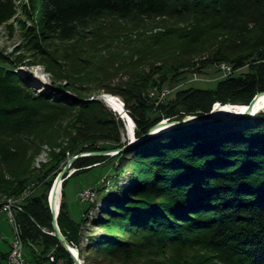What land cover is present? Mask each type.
Instances as JSON below:
<instances>
[{
	"label": "trees",
	"instance_id": "16d2710c",
	"mask_svg": "<svg viewBox=\"0 0 264 264\" xmlns=\"http://www.w3.org/2000/svg\"><path fill=\"white\" fill-rule=\"evenodd\" d=\"M14 1L0 0V22L16 15ZM39 1L41 16L32 21L42 38L77 39L82 28L111 17L126 21V27L132 24L121 36L127 50L104 63L109 64L107 74L122 75L116 88L107 91L124 98L138 138L163 119L210 112L216 102L249 104L264 90V0ZM101 37L115 40L96 35ZM222 63L233 72L214 89L181 86L190 74L205 75L206 67ZM243 68L245 73L234 74ZM13 79L15 91L4 88L0 78V203L32 184L44 187L16 212L26 256L32 255V264L61 259L74 264L49 233L54 229L46 187L51 190L72 156L127 145L122 141L126 127L102 101L55 100L46 93L34 99L17 88L23 78ZM90 81L84 83L99 84ZM164 88L173 91L157 105L151 92ZM81 93L78 97H86ZM45 145L58 151L36 168L34 159ZM112 157L117 158L114 173L103 183L100 179L93 200L78 201L76 217L70 181ZM72 168L76 171L64 182L58 221L80 256L87 251L103 254L110 264H169L173 255L174 264H182L179 256L201 247L225 264H264V111L173 128L114 156L80 158ZM109 192L115 196L91 221L95 232L82 244L84 217ZM35 246L45 254L37 255ZM52 248L56 250L50 253Z\"/></svg>",
	"mask_w": 264,
	"mask_h": 264
},
{
	"label": "rangeland",
	"instance_id": "374dc122",
	"mask_svg": "<svg viewBox=\"0 0 264 264\" xmlns=\"http://www.w3.org/2000/svg\"><path fill=\"white\" fill-rule=\"evenodd\" d=\"M14 2V12L16 15L5 22H0V78L5 80L2 86L4 85V88H10L9 90L15 91L16 82H14L13 77L19 75L25 82L22 83L19 81L21 85H18L20 87L17 88H23L25 96L27 97L33 96V98L36 99L41 93H46L55 100L61 98H68L69 100L82 99L85 102L99 100L121 117L119 112L115 111L108 104L106 98L109 94L114 95L123 101L126 108V102L121 95L112 94L107 91L108 89L116 88L115 86L121 82L122 75L118 74V76H113L111 73L107 74L105 69L109 64L104 63V60H106L107 57L110 59L127 50L128 46L126 42L121 41V36L125 30L132 27V24L130 23L126 27V21L111 17L94 22L89 27L82 28L81 34L77 39H64L58 35H49L42 38L39 31L33 28L34 23L32 21L35 17L39 20L41 16V10L39 9L40 1L37 0L33 3V0H15ZM148 21V23L153 26L157 24V22L155 23L153 20ZM157 30H161L160 27L155 31ZM130 31L131 30L127 32ZM94 33L96 35H110V37H115V40L109 37H101L102 39L98 40ZM116 35L118 37H116ZM93 38L96 41H94ZM246 71L247 68H243L235 71L234 74L238 76ZM6 72L8 74H6ZM204 72H206L205 75L195 73L191 76L190 74L189 78L186 79L181 86L184 87L189 85L204 89H214L217 82L221 78L227 76L225 70L222 69L220 65L206 67ZM84 80H91L90 82L92 83L99 82V84L88 85L84 83ZM65 85L66 87H64ZM2 86H0V88L3 89ZM83 86H90L91 88L81 90ZM166 89L170 90L168 95L173 91L170 88H164L163 91ZM156 91L157 89L151 92V97L157 98L156 104H158L161 100L158 97L161 91ZM80 92H82L81 94H86V97H78ZM64 94H68V97ZM163 97L161 94V98ZM10 100L11 99H3L2 101L11 102ZM0 106H2L1 103ZM6 106L7 108L12 107V105ZM261 111H264V109ZM123 121L125 124L126 121L124 119ZM131 140L132 139L127 135V131H125L122 141L127 144L131 142ZM135 145H138V143ZM52 151H58V149H53L49 145L43 147V150L34 159L36 168H41L44 164L51 161ZM110 153L115 154V152ZM116 161L117 158L112 157L104 166L94 167L92 170L90 169L91 171L88 170L90 172L77 175L70 181L69 195L73 215L75 214L76 217L79 216L75 208L80 207L79 200L84 201L82 199V192L90 188L94 193H97L96 188L100 183V179L103 183L106 179V175L114 173L113 164ZM73 169L75 168H72V170ZM80 172L84 171L81 170ZM52 179L53 177H50V180ZM43 190L44 187L41 186L36 189L35 184H32L20 196L3 197L2 199L4 201L7 198L19 199L22 197L25 202L33 192L38 193ZM51 190L49 187H46V193H48L49 198ZM114 196L115 194L112 192L107 193L105 197L100 199L97 203L96 208H93L90 213L84 217L85 227L82 244L85 243L91 233L95 232V228L91 221L99 215L100 210L105 208ZM87 217L88 223L86 222ZM14 235V225L10 221L9 214L2 211L0 213V253L8 249L9 243L11 244ZM35 249L37 255L41 256L45 254L41 247L35 246ZM54 249L52 248L50 253H52ZM186 252L187 254H184L183 257L179 256L182 264H225V262L215 260L216 257H213L215 253L201 247L189 248ZM88 254L87 251H84L81 255L83 264H110L111 259H103L104 255L101 253L92 252L90 255ZM28 257L31 259L32 255L28 253ZM170 258H174L173 255L169 257V264H174V261ZM185 258L188 259L185 260ZM6 261L5 258L2 259L0 263L7 264ZM51 261L54 262L52 259ZM42 264L49 263L45 262ZM57 264H70V262L67 259H61Z\"/></svg>",
	"mask_w": 264,
	"mask_h": 264
},
{
	"label": "water",
	"instance_id": "95a60500",
	"mask_svg": "<svg viewBox=\"0 0 264 264\" xmlns=\"http://www.w3.org/2000/svg\"><path fill=\"white\" fill-rule=\"evenodd\" d=\"M222 64H226V63H222ZM227 65H229V64H227ZM232 72H233V68H232ZM225 73L227 75L231 74V73H227L226 71H225ZM263 95H264V90L259 91L254 96V98L251 100V102L249 104L240 105V106L245 107L244 110H238V111L234 112L233 114H220L217 110V105H216V103H221L222 105L233 104V103L216 102L213 105V108L210 112L200 113V114H187L181 119H171V118L163 119V120L159 121L158 123L154 124L150 128V130L140 138L137 137L136 129H135L136 138L134 140H131V142H129L127 145L122 146L120 148H114V149H109V150H100V151H86V152H81L79 154L72 156L68 160V162L64 165V167L62 168L60 173L57 175V177L53 183V186H52L51 195H50V203H51V209H52L53 229L54 230H53V232H49V233L51 235H54L59 240L61 245L69 252V254L71 255V257L73 259L74 264H83V262L81 260V256H79L78 254H76L74 252V249L77 247H75L74 244L72 242H70V240L65 236V234L63 233V231L59 225V221H58L59 215L61 212V207H62L63 185H64L65 180L67 178H69L76 171V169L72 170V166L78 159L83 158V157H88V156H104V155L114 156V155H117L118 153L126 150L127 148H129V147H131V146H133V145H135V144H137L143 140H146L150 136L159 134V133L164 132V131H167L168 129L170 130L173 128H180V127H184V126H187L189 124H194V123L211 122V121H219V120H221V121L236 120V119L242 118L243 116L255 115L256 113L259 112V110H256V106H257L260 98ZM167 96H168V94H167ZM106 101L108 102V104L110 103L107 100V98H106ZM236 105L238 106L239 104H233V106H236ZM113 109L115 110V108H113ZM115 111H117V110H115ZM123 111H124V113H122L120 111H117V112H119V114L121 115V117L124 120H125L124 114H127V116H129L133 120V122H135L134 118L130 115V113L127 111L125 106H123ZM125 124H126L127 135L129 136L130 139H132L130 136L129 124H128V122H126ZM165 127H168V129L165 130ZM110 152H115V154H111ZM55 193L57 195V202L53 201ZM78 251H79V249H78ZM79 254H80V252H79Z\"/></svg>",
	"mask_w": 264,
	"mask_h": 264
},
{
	"label": "built area",
	"instance_id": "2783aa9c",
	"mask_svg": "<svg viewBox=\"0 0 264 264\" xmlns=\"http://www.w3.org/2000/svg\"><path fill=\"white\" fill-rule=\"evenodd\" d=\"M220 66L227 73L232 72V67L230 65L221 64ZM168 93H169L168 89L164 90L161 93L162 97L167 96ZM161 94L158 96L159 99L164 98V97L161 98ZM95 194L96 193H94V191L92 189L88 188L82 192V199L84 201L85 200H93L95 198ZM23 202L24 201L16 202V203H7V202H1L0 203V213L2 211L7 212L9 214L11 223H13V225H14L15 235L13 236V239L11 241V250H10V254L8 256L9 264H32L28 260V257L26 256L24 241H23V238L21 236V233H20V230L18 227V221L16 218V212L23 210V207H22ZM51 259L54 260V257H51Z\"/></svg>",
	"mask_w": 264,
	"mask_h": 264
},
{
	"label": "bare ground",
	"instance_id": "6f19581e",
	"mask_svg": "<svg viewBox=\"0 0 264 264\" xmlns=\"http://www.w3.org/2000/svg\"><path fill=\"white\" fill-rule=\"evenodd\" d=\"M107 100L110 102L109 104L115 108V110L117 111H120L122 113H124L123 111V101L121 99H119L118 97L114 96V95H107ZM217 105V110L220 114H233L234 112L238 111V110H244L245 107L243 106H240V105H243V104H239L238 106H233V104H226V105H222L221 103H216ZM264 109V95L260 98L257 106H256V110H263ZM124 118H125V121L128 122L129 124V131H130V136L133 139L136 138V135H135V129H136V123L133 122V120L127 116V114H124ZM128 120V121H127ZM168 127H165V130H167ZM162 130V129H161ZM169 130V129H168ZM23 201L22 197L19 198V199H16V198H7L6 200L2 201V202H7V203H16V202H21ZM54 202H57V195L56 193L54 194V199H53ZM74 252L76 254H79V251L77 248L74 249ZM7 261V264H9V260L6 259ZM1 264V263H0Z\"/></svg>",
	"mask_w": 264,
	"mask_h": 264
},
{
	"label": "crops",
	"instance_id": "0c3cea01",
	"mask_svg": "<svg viewBox=\"0 0 264 264\" xmlns=\"http://www.w3.org/2000/svg\"><path fill=\"white\" fill-rule=\"evenodd\" d=\"M10 249H11V244L9 243V247H8V249H6L5 251H1V253H0V257H2L4 253L9 252Z\"/></svg>",
	"mask_w": 264,
	"mask_h": 264
}]
</instances>
